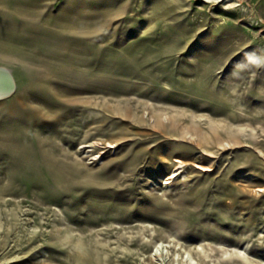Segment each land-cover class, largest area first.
<instances>
[{
  "label": "rangeland",
  "instance_id": "1",
  "mask_svg": "<svg viewBox=\"0 0 264 264\" xmlns=\"http://www.w3.org/2000/svg\"><path fill=\"white\" fill-rule=\"evenodd\" d=\"M0 65V264H264V0H0Z\"/></svg>",
  "mask_w": 264,
  "mask_h": 264
},
{
  "label": "bare ground",
  "instance_id": "2",
  "mask_svg": "<svg viewBox=\"0 0 264 264\" xmlns=\"http://www.w3.org/2000/svg\"><path fill=\"white\" fill-rule=\"evenodd\" d=\"M15 79L11 72L5 67L0 65V97L12 90L14 87ZM178 168L174 169L167 178H172L177 174Z\"/></svg>",
  "mask_w": 264,
  "mask_h": 264
},
{
  "label": "water",
  "instance_id": "3",
  "mask_svg": "<svg viewBox=\"0 0 264 264\" xmlns=\"http://www.w3.org/2000/svg\"><path fill=\"white\" fill-rule=\"evenodd\" d=\"M6 95V94H5Z\"/></svg>",
  "mask_w": 264,
  "mask_h": 264
}]
</instances>
